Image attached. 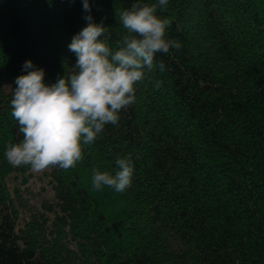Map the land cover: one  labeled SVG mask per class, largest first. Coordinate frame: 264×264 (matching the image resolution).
<instances>
[{
    "label": "trees",
    "instance_id": "obj_1",
    "mask_svg": "<svg viewBox=\"0 0 264 264\" xmlns=\"http://www.w3.org/2000/svg\"><path fill=\"white\" fill-rule=\"evenodd\" d=\"M134 2L89 0L88 13L83 0H0L1 158L22 139L10 101L24 63L55 83L85 17L114 42L116 11ZM157 14L181 49L157 54L166 70L136 85L76 168L50 169L52 220L17 231L0 181V264H264V0H169ZM129 155L130 188L92 191L93 168L114 174Z\"/></svg>",
    "mask_w": 264,
    "mask_h": 264
},
{
    "label": "clouds",
    "instance_id": "obj_2",
    "mask_svg": "<svg viewBox=\"0 0 264 264\" xmlns=\"http://www.w3.org/2000/svg\"><path fill=\"white\" fill-rule=\"evenodd\" d=\"M168 4L135 0L130 8L116 11L124 32L114 42L109 28L87 15V26L68 45L76 56L72 71L51 85L45 83L44 69L31 60L24 63L26 74L16 77L10 101L22 139L7 143L4 152L12 167L29 166L37 174L74 169L84 160V146L94 144L106 125H118L121 112L136 101V85L155 70H166L157 54L182 47L168 38L172 20L157 14L167 11ZM83 8L91 12L89 0H83ZM161 86L156 80L154 87ZM115 165L114 174L92 169V191L107 187L123 193L132 186L131 156H118Z\"/></svg>",
    "mask_w": 264,
    "mask_h": 264
},
{
    "label": "rangeland",
    "instance_id": "obj_3",
    "mask_svg": "<svg viewBox=\"0 0 264 264\" xmlns=\"http://www.w3.org/2000/svg\"><path fill=\"white\" fill-rule=\"evenodd\" d=\"M49 175L50 169L37 174L29 166L14 168L0 157V181L3 194L15 210L17 231L23 230L33 217L52 220L56 207Z\"/></svg>",
    "mask_w": 264,
    "mask_h": 264
}]
</instances>
